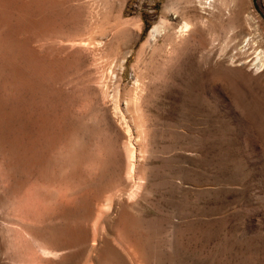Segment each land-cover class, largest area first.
Segmentation results:
<instances>
[{"label":"rangeland","instance_id":"obj_1","mask_svg":"<svg viewBox=\"0 0 264 264\" xmlns=\"http://www.w3.org/2000/svg\"><path fill=\"white\" fill-rule=\"evenodd\" d=\"M94 143L105 148L96 175L75 165L70 178L86 182L73 209L58 206L61 216L40 225L71 250L86 231V249L52 263L121 264L123 248L126 264H264V22L252 0H0L7 236L20 223L10 171L24 178L22 193L41 171L61 176L58 150L90 161ZM123 144L133 150L128 176ZM112 196L115 215V205L102 213L93 235L95 207ZM9 255L0 264H16Z\"/></svg>","mask_w":264,"mask_h":264},{"label":"bare ground","instance_id":"obj_2","mask_svg":"<svg viewBox=\"0 0 264 264\" xmlns=\"http://www.w3.org/2000/svg\"><path fill=\"white\" fill-rule=\"evenodd\" d=\"M209 3V1H208ZM209 5V4H208ZM164 23L163 21H161V24ZM190 25H188L187 22H184L183 23V26L180 28V35L183 34V32H185L188 27ZM163 30V26L159 25L157 27H155L151 34H150V38H153L154 37V34L155 33H161ZM182 33V34H181ZM185 34V33H184ZM261 60V59H260ZM101 87V86H100ZM100 90V89H99ZM100 93H101V96L103 98V96H105L106 92H105V89L103 90H100ZM95 95V94H94ZM134 98V99H133ZM133 100H131V103H136V100H137V97L136 95L133 96ZM128 105V104H127ZM131 108V107H130ZM88 112V111H87ZM137 113V112H136ZM86 115V114H85ZM32 116V115H31ZM137 116V115H136ZM28 118V116H27ZM104 118V117H103ZM134 118V117H133ZM92 119V118H91ZM140 119V118H139ZM20 120H22L20 118ZM26 120V119H24ZM138 120V119H137ZM3 121V120H2ZM1 121V122H2ZM12 121V120H11ZM30 121V120H29ZM9 122V121H7ZM22 122V121H21ZM31 122V121H30ZM3 123V122H2ZM25 123V122H24ZM22 123V124H24ZM17 124V123H16ZM27 124H28V121H27ZM141 124V123H139ZM137 125V123H135L136 125V129H137V134L139 137H141V132H143V128H142V125ZM19 125H20V122H19ZM24 126V125H22ZM21 126V127H22ZM25 127V126H24ZM34 128V127H33ZM17 129V128H16ZM21 129V128H20ZM20 129L18 131H20ZM26 129V128H25ZM23 130V129H21ZM31 132V131H30ZM62 133V132H61ZM144 134V132H143ZM126 135V134H125ZM28 138V137H27ZM51 138V137H50ZM69 139V138H68ZM66 142V141H65ZM70 142V141H68ZM26 144V143H25ZM61 144V143H60ZM66 145L67 148L68 147V143H63ZM70 144V143H69ZM77 144V143H76ZM92 145V144H91ZM101 145V144H100ZM100 145H97L96 143L93 144V147H94V151H95V155L94 157H96L95 159H92V160H88V161H84L86 160V158L84 160H82L79 155L77 156V153L75 152H72L70 153V151L67 149H65V147L59 152V150L57 151L58 155L59 153L61 155H59V157L61 156L62 160H61V165H57V166H60L61 168V176L57 179L54 178L53 176V180L51 181V179H45L46 175H39L41 172L40 169H38L39 171H41L39 174L37 173L31 180V183H30V186H28L29 188H26L23 190L22 193H20V189L22 188V186L24 187L23 185V179H20V175L18 174L19 177H16L14 176V174L12 173V171H9L11 172L12 175H10L9 173V178L7 179V182H8V191H9V195H8V199H9V204L10 206V209H9V212L13 214V216H16V218H18L19 222L21 223H18L16 225H18V229H15L12 237H9L7 236V233L9 235V232H4L1 228H2V225L0 226V258H2V260L8 256H10L9 254H11V260L15 261L16 264L19 263V264H54L52 263L53 262V258L51 260L52 257H55L56 255L60 258V260L62 259H66V257H70L71 255H76L75 253L77 251H79L81 248L83 247H86V244L88 242H86V231H82L80 233L77 234V238H75V242L73 243L74 244V250H71L69 249V244L66 243L64 237L60 234H57L58 230L56 232H53V230L50 232L48 231L46 233V231L44 230H40V225H44L46 220H50L52 219L53 217L55 218L56 215H58L57 213L60 212L59 211V207H70V209L73 207V205H75V202H76V195L74 194V190H76V186L77 184L81 181V179H83L84 177L81 178V176L84 174H86V177L91 175L93 172H94V175L95 174V170H98L97 167L99 166L98 163H97V160L99 161V159H97V157H100L101 154L100 152H103L101 151L102 149L104 150L105 148H101ZM128 144H123V147H122V152H123V157H124V160H125V174L128 176V174H130L131 170H132V165L133 163H131L130 159H129V156L130 154L132 153V149H129L131 147H127ZM100 146V148H99ZM111 146V145H110ZM76 147V151H79L77 146ZM91 147V146H90ZM103 147V146H102ZM107 147V146H106ZM109 147V146H108ZM107 147V148H108ZM141 147V146H140ZM83 150V149H82ZM130 150H132L130 152ZM92 151V150H91ZM105 152V151H104ZM103 152V153H104ZM79 153V152H78ZM94 153V152H93ZM142 153V152H141ZM1 154V153H0ZM81 154V152H80ZM83 154V153H82ZM105 154V153H104ZM4 154H1L2 157ZM8 155V154H7ZM26 155V154H25ZM55 155V154H54ZM53 155V156H54ZM88 155V154H87ZM100 155V156H99ZM9 156V155H8ZM91 156V155H90ZM103 156V155H102ZM7 157V156H6ZM28 157V156H27ZM37 157V156H36ZM87 157V156H86ZM5 158V157H4ZM49 158V157H48ZM52 158V157H51ZM55 158V156H54ZM101 158V157H100ZM3 159V158H2ZM1 159V160H2ZM7 159L11 160L10 157ZM44 159V158H43ZM49 161V160H48ZM59 161V159H58ZM105 161V159H104ZM4 162V160L2 161ZM17 162V161H16ZM20 162V161H19ZM55 162V168L57 167L56 166V161ZM60 162V161H59ZM100 162V161H99ZM8 163V162H7ZM5 163V164H7ZM13 163H15L13 161ZM12 163V164H13ZM46 163V162H45ZM52 163V162H51ZM101 163V162H100ZM99 163V164H100ZM1 164V163H0ZM73 164V165H72ZM135 164V163H134ZM17 165V164H16ZM27 165V164H26ZM75 165H77V168H80V169H84L82 172L80 169V171L82 172L80 178H75L76 174L78 173H74V178H70V174L73 173V168L76 169ZM8 166V165H6ZM10 166V165H9ZM75 166V167H74ZM102 166V165H101ZM138 166V165H137ZM135 166V167H137ZM2 167V165H1ZM16 167V166H15ZM28 167V166H26ZM82 167V168H81ZM14 169V166L12 167ZM54 168V169H55ZM99 168V167H98ZM4 170H7L5 168H3ZM2 169V170H3ZM28 169V168H27ZM43 169V168H41ZM53 169V168H52ZM51 169V170H52ZM1 170V168H0ZM3 170V171H4ZM15 170V169H14ZM13 170V172H14ZM17 170V169H16ZM15 170V171H16ZM34 170V169H33ZM46 171V169H44ZM25 171V169H24ZM30 170L28 169V172ZM49 171V170H48ZM57 171V170H56ZM75 171V170H74ZM1 172V171H0ZM137 172V171H136ZM17 173V172H16ZM27 172H25L26 174ZM50 173V172H49ZM23 174V172L21 173V175ZM29 174V173H27ZM54 174V172L52 173V175ZM3 175V174H2ZM5 175H7V172L5 173ZM32 172L26 176L28 177L27 179H30V177L32 176ZM46 176V177H45ZM85 176V175H84ZM133 176V175H132ZM1 177V175H0ZM6 177V176H5ZM25 177V178H26ZM56 177V176H55ZM131 177V176H130ZM141 177V176H140ZM3 178V177H2ZM52 178V177H50ZM138 178V177H137ZM143 178V177H142ZM5 179V178H4ZM1 181H3L2 179H0ZM85 181V179H83ZM130 180V179H129ZM142 180V179H141ZM139 180V181H141ZM87 181H88V178H87ZM91 180H89L90 182ZM5 182V181H4ZM86 182V181H85ZM138 182V181H137ZM136 182V183H137ZM3 187H4V184L3 182H1ZM26 183V181L24 182ZM133 183V182H132ZM130 183V184H132ZM6 184V183H5ZM85 184V183H84ZM83 184V185H84ZM88 184V183H87ZM134 184V183H133ZM140 184V183H139ZM82 186V185H80ZM79 186V187H80ZM135 186V185H134ZM141 186V185H140ZM27 187V186H26ZM139 187V186H138ZM125 188V187H124ZM123 188V189H124ZM129 188V186H128ZM135 190V189H134ZM139 190V189H138ZM5 190H3L4 192ZM100 191V190H99ZM126 191V190H125ZM130 191V190H129ZM128 191V192H129ZM53 192V193H52ZM76 192V191H75ZM127 192V191H126ZM137 192V191H136ZM54 194V195H50V194ZM87 193V192H86ZM94 194V193H93ZM96 194V192H95ZM111 194V193H110ZM119 194V193H118ZM133 192L130 191V195L133 196ZM2 195V194H1ZM6 195V196H7ZM79 195V194H78ZM109 195V194H108ZM81 196V194H80ZM97 196V195H96ZM114 196V195H113ZM112 196V197H113ZM131 196H130V199H131ZM135 196V195H134ZM101 197V196H100ZM107 197L106 198V202L105 205H103L102 207H95L96 209V216L93 223L91 224V228H92V234L94 235V233L98 230H96V227H95V224L96 221L98 219H100V216L101 214L103 213L104 215L103 216H106L107 213H104V212H109L108 214H110V211L112 209V206L117 204L114 203V197ZM128 197V196H127ZM4 198V197H3ZM89 198V197H88ZM7 199V198H6ZM90 199V198H89ZM1 200V199H0ZM2 201V200H1ZM105 201V200H104ZM87 202V201H86ZM119 202V201H118ZM3 203V202H2ZM87 204V203H86ZM119 204V203H118ZM117 204V205H118ZM59 206V207H58ZM84 206V205H83ZM101 206V205H100ZM2 207V206H1ZM58 207V208H57ZM63 207V208H64ZM87 207V206H86ZM58 209V211H57ZM73 209V208H72ZM92 209V208H91ZM8 210V209H7ZM1 211V210H0ZM3 211V210H2ZM65 211V210H64ZM90 211V210H89ZM116 211V205H115V208L113 210V214L115 213ZM63 212V210H62ZM91 212V211H90ZM95 213V212H94ZM7 214V213H6ZM62 214V213H61ZM107 214V215H108ZM4 215V214H3ZM9 215V214H8ZM7 215V216H8ZM60 215V213H59ZM58 215V216H59ZM67 215V214H66ZM70 215V214H69ZM88 215V214H87ZM115 215V214H114ZM6 216V217H7ZM61 216V215H60ZM1 217V216H0ZM12 217V216H11ZM87 217V216H86ZM90 218V217H88ZM111 218V217H110ZM1 219V218H0ZM7 219V218H6ZM91 219V218H90ZM99 221V220H98ZM103 221V220H102ZM7 222V221H6ZM50 222V221H49ZM79 222V221H78ZM105 222V221H104ZM48 223V222H47ZM87 223V222H86ZM13 224V223H12ZM52 224V223H50ZM20 225V226H19ZM39 225V226H38ZM47 224H45L46 226ZM14 226V224H13ZM37 226V227H36ZM6 227L9 229V227L11 226H7ZM16 227V226H15ZM20 227V228H19ZM83 227V226H82ZM4 228V227H3ZM6 228V229H7ZM13 228V227H12ZM48 228V227H47ZM46 229V228H45ZM11 230V228H10ZM70 230V229H69ZM63 231V230H62ZM69 233V232H67ZM67 233H66V236H67ZM88 233V232H87ZM100 233V232H99ZM75 234V233H74ZM10 235V236H11ZM94 237L93 236V243L92 244H95L94 242ZM69 242V240H68ZM123 242V241H122ZM72 245V244H71ZM88 246V245H87ZM120 246V245H119ZM121 247V246H120ZM128 247V246H127ZM73 248V247H71ZM93 245L89 246V250L92 251L93 249ZM109 248V247H108ZM70 251H69V250ZM86 249V248H85ZM84 248L82 249L85 250ZM105 249V248H104ZM68 250V252H66ZM107 250V249H106ZM81 251V250H80ZM90 251L88 252V255L90 253ZM109 251V250H108ZM125 251V252H124ZM107 252V251H106ZM105 252V253H106ZM124 253H126V250H123L122 248V251H121V254L119 252V261L121 262V264H126V259H125V256H127V254H125L124 256ZM85 253V252H84ZM92 253V252H91ZM114 253V252H113ZM82 254V253H81ZM111 254V253H110ZM7 255V256H6ZM73 255V256H74ZM87 255V257H88ZM93 255H94V252H93ZM72 256V257H73ZM107 255H105L106 257ZM114 256V255H112ZM111 256V259H113ZM80 257V255H79ZM91 257V256H90ZM109 257V256H108ZM115 257V256H114ZM117 257V256H116ZM74 258V257H73ZM77 258V257H76ZM75 258V259H76ZM93 258V257H92ZM92 258L89 260L91 261ZM95 258V257H94ZM57 259V258H56ZM110 259V261H111ZM71 260V259H70ZM74 260V259H73ZM73 260H71L73 262ZM106 260V259H105ZM130 260V259H129ZM52 261V262H51ZM64 261V260H63ZM62 261V263H63ZM114 261V260H113ZM112 261V262H113ZM118 261V262H119ZM11 262V261H10ZM61 262V261H60ZM70 263V261H68ZM93 262H94V259H93ZM92 262V263H93ZM109 262V261H108ZM13 264V262H11ZM65 263V262H64ZM67 263V261H66ZM74 263V262H73ZM92 263H89V264H92ZM117 263V262H116ZM4 264H5V261H4ZM61 264V263H60ZM77 264V263H76ZM109 264V263H108ZM112 264V263H111ZM128 264V263H127Z\"/></svg>","mask_w":264,"mask_h":264},{"label":"water","instance_id":"obj_3","mask_svg":"<svg viewBox=\"0 0 264 264\" xmlns=\"http://www.w3.org/2000/svg\"><path fill=\"white\" fill-rule=\"evenodd\" d=\"M254 9L256 10V12L259 14V16L262 18L263 22H264V14L261 12V10L259 9V7L257 6L255 0H252Z\"/></svg>","mask_w":264,"mask_h":264}]
</instances>
